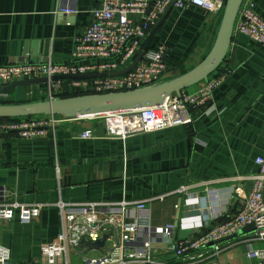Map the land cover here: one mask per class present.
<instances>
[{
	"label": "crops",
	"instance_id": "crops-1",
	"mask_svg": "<svg viewBox=\"0 0 264 264\" xmlns=\"http://www.w3.org/2000/svg\"><path fill=\"white\" fill-rule=\"evenodd\" d=\"M102 1L78 0L77 11L66 14L61 0H0V66L73 62L77 38ZM255 1L264 18V0ZM219 24L218 16L197 6L169 11L153 41L169 46L170 76L208 54ZM224 64L231 72L188 124L122 138L108 135L102 119L79 118L32 138L0 133V204H45L28 222L18 209L0 223V244L10 247L11 264H45L43 246L63 231L61 202L148 200L150 230H142L131 248L141 247L149 233L154 260L178 264L182 260L169 251L172 238H196L235 214L259 172L255 159L264 156V46L234 32ZM48 86L0 92V102L47 98ZM87 129L93 137H82ZM170 224L171 235L161 232ZM109 228L100 249L71 247L70 263L111 255L120 232ZM252 232L221 241L218 264H250L248 253L263 247L251 240Z\"/></svg>",
	"mask_w": 264,
	"mask_h": 264
},
{
	"label": "built area",
	"instance_id": "built-area-1",
	"mask_svg": "<svg viewBox=\"0 0 264 264\" xmlns=\"http://www.w3.org/2000/svg\"><path fill=\"white\" fill-rule=\"evenodd\" d=\"M61 10L74 14L78 0H61ZM227 0H103L93 10V21L85 33L77 38V49L71 63H56L51 58L38 63H23L0 66V83L48 77V96L53 97L62 85L54 80L58 75H90L112 73L129 66L143 48L145 40L170 4L184 9L193 5L209 14L221 17ZM235 32L248 36L264 46V18L256 11L255 0H243L235 25ZM169 46L159 43L145 51L141 60L127 73L87 79H73L70 86L89 93L127 91L143 88L170 76L167 61ZM231 72L227 68L208 80L198 84L192 94L185 90L181 97L171 95L157 106L135 110L112 112L84 118H97L105 122L107 134L125 138L192 122L194 111H200L212 100L214 90ZM79 119V118H76ZM65 120L56 114L0 122V130L15 133L20 137L32 138L54 132ZM94 136L93 130L82 133L83 138ZM259 172L250 177L252 188L241 194L240 209L225 220L218 221L196 238L173 239L169 251L182 261L179 264H218L223 251L221 240L236 234L244 227L254 224L251 240L263 242V247L252 249L248 256L250 264H264V156L255 159ZM164 195L158 196L163 200ZM148 200H122L117 202H61L63 231L58 240L43 246L45 264H71L68 251L79 245L82 238L98 240L108 232L109 226L120 232L115 251L102 258H85L82 264H178L156 262L152 253L151 235L148 233L141 247L131 248L142 230H150L147 213ZM45 204L30 206L18 202L0 204V223L14 218L20 210L23 221L31 220L34 210H41ZM173 224L161 232L171 235ZM10 247L0 244V264H11Z\"/></svg>",
	"mask_w": 264,
	"mask_h": 264
},
{
	"label": "water",
	"instance_id": "water-1",
	"mask_svg": "<svg viewBox=\"0 0 264 264\" xmlns=\"http://www.w3.org/2000/svg\"><path fill=\"white\" fill-rule=\"evenodd\" d=\"M242 2L243 0L226 1L216 38L211 50L196 66L185 73L163 80L159 83L134 90L86 93L70 97H49L38 101L0 104V118H20L56 114L64 118L76 119L161 105L171 95L181 97L183 91L208 80L209 77L213 75V73L216 72L225 62L234 37L236 20ZM173 7V3L169 5L165 13L150 30L143 48L138 53L137 57L123 70L109 74L58 75L53 79H87L93 77H104L107 75L113 76L129 72L142 58L145 51L150 48L155 35L164 22L167 14ZM48 82V77H39L9 83H0V92ZM3 132L5 131L0 130V133ZM254 229V224L248 225L236 234L227 236L221 241L231 239L241 232H250ZM107 239L106 234H103V236L96 241L84 237L79 241V246H86L90 249H100L105 245Z\"/></svg>",
	"mask_w": 264,
	"mask_h": 264
},
{
	"label": "trees",
	"instance_id": "trees-1",
	"mask_svg": "<svg viewBox=\"0 0 264 264\" xmlns=\"http://www.w3.org/2000/svg\"><path fill=\"white\" fill-rule=\"evenodd\" d=\"M221 17H219L220 20H221ZM154 47H156V45L154 44V41H152L150 48H154ZM224 65L225 64L223 63L221 65V67L215 73H220V72H223L224 70H226L227 68ZM185 72L186 71H183L182 73H185ZM173 77H175V75L174 76H168L166 78V80L167 79H170V78H173ZM70 81H71L70 79H63L62 80L61 87L56 91V94H54L55 97H70V96H76V95H81V94L89 93V91H83V90H81L79 88H74V87L70 86ZM72 89H73V91H72ZM43 99H46V98H42V99H40V98H32V99L26 100L24 102H28V101H38V100H43ZM11 103H17V102L12 101V100H6V101L0 102V104H11ZM33 117H38V116L20 117V118L19 117L18 118H0V122H3V121H13V120H21V119H28V118H33Z\"/></svg>",
	"mask_w": 264,
	"mask_h": 264
},
{
	"label": "rangeland",
	"instance_id": "rangeland-1",
	"mask_svg": "<svg viewBox=\"0 0 264 264\" xmlns=\"http://www.w3.org/2000/svg\"><path fill=\"white\" fill-rule=\"evenodd\" d=\"M137 57V56H136ZM141 60V59H140ZM139 60V61H140ZM138 61V62H139ZM215 73V72H214ZM213 73V74H214ZM218 73H216L215 75H217ZM177 75H179V74H177ZM197 89H198V86H194V87H191V88H189L186 92L188 93V94H192V93H194V92H196L197 91ZM54 94H56V92L54 91V93H53V97H55V95ZM23 97H24V95H23ZM47 98H49V97H47Z\"/></svg>",
	"mask_w": 264,
	"mask_h": 264
}]
</instances>
